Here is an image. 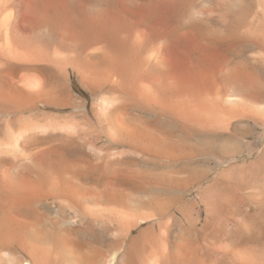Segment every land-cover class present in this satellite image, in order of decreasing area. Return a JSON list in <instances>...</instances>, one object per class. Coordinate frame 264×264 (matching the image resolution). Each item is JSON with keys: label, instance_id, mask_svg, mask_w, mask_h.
<instances>
[{"label": "bare ground", "instance_id": "1", "mask_svg": "<svg viewBox=\"0 0 264 264\" xmlns=\"http://www.w3.org/2000/svg\"><path fill=\"white\" fill-rule=\"evenodd\" d=\"M193 3L0 0V264H115L106 237L155 218L118 264H264V153L250 178L210 186L203 223L185 194L150 190L207 178L216 165L192 160L228 161L229 129L264 115V0ZM70 70L93 94L90 113L47 111L84 108ZM91 117L131 154L95 146ZM176 150L180 169L145 168Z\"/></svg>", "mask_w": 264, "mask_h": 264}, {"label": "rangeland", "instance_id": "2", "mask_svg": "<svg viewBox=\"0 0 264 264\" xmlns=\"http://www.w3.org/2000/svg\"><path fill=\"white\" fill-rule=\"evenodd\" d=\"M159 2H176V0H159ZM193 2H194L193 5L196 6L197 9H202V10L208 9V8H215L216 9L218 0H193ZM213 17L216 18L217 15L214 14ZM191 47L195 48V46H192V45H191ZM202 56H203V53H202ZM212 59H214V60H212ZM209 60H210V65L212 66L210 69L211 70L215 69L216 66H218L217 61L219 62V60L215 56L214 57L209 56L208 61ZM178 61H180V60L178 58H176L175 56L171 57L172 65L174 64V67L177 70H181L182 64H181V62H178ZM214 61H216V62L214 63ZM199 74L200 75H196V74L191 72V75L193 77L198 76L197 78H193L191 76L193 78L194 82H196V80L198 81V78L203 76V67L199 70ZM68 85H69L71 93L74 97H77L79 99H83L85 101L84 108L83 109L82 108H76L74 110L70 109V108H64V109H58V110L56 108L55 109L54 108H48L47 111L50 113H56V114H60V115H68V114L74 113L76 111L80 112V110H84L87 113H90V107H91L92 102H93V94L91 93L90 90H88L86 88V86L83 83V80L77 74L76 71L70 70V75L68 77ZM200 92L203 93V90ZM199 95H201V94L199 92L195 91V94L192 93V96H193L192 98L196 99L197 97H199L198 98V100H199V99H201V96H199ZM259 115L258 116L260 118L258 116H251L249 119H246V120H238L237 124H238L239 129L236 132H233L231 129H229V132L232 133V137L229 140V150H230V152H233L234 157H232L231 159H229L226 162H222L220 165H218V167H217V164H219L218 159L217 160L214 158L209 159V164L207 163V165L205 163H203V159L200 157L192 160L195 162L194 166H196L200 171H203V169H206V167H208L210 165H216V171L210 173L207 178L201 179V180H198V179L196 180V179H194V177H190L189 183L186 187L180 186L178 188H175L176 190L174 189L173 191L171 190V191L164 192L163 190L159 191V189H155V188L150 189V190L155 194L163 195V196L168 195V197L170 196L171 198H172V196L174 198H178V197L183 196L185 194L183 196L181 204L184 205V208H185L187 214H190L193 217H198L200 219V222L203 223V219H205V215L203 214V208L205 207V205L203 204V197L208 196L210 194V192L212 191L210 186L219 178L235 177L237 175L238 176L242 175L245 178H250L251 174L254 173L253 170L256 171V169H253L255 167V165H257V163H259V161H262V156L264 153V118L262 116H264V115H261V114H259ZM91 120H92L94 129L96 128L95 132L92 133L93 137L97 138V140H96L97 142H96L95 146H100V145L104 144L106 146H109V148L112 151L122 152L123 153L122 155L131 154L129 152V147L125 142H121L122 141L121 139H118V141L117 140L114 141L112 138L110 139V137L107 134H105L104 132H101L99 130L97 120L95 118H92ZM54 135L55 134H53V133H49V134H46L45 137H51ZM83 149L88 154L89 153L91 155L96 154V151H94L93 149H90L86 146H84ZM178 153L179 152L176 150L174 152V156L172 158H168V159L165 158L164 156L163 157L160 156V158L157 157L156 162H155L156 163L155 166H154V164L149 163L147 165L148 167H145V168H147L149 170L153 169L156 172L163 171L164 168H165V170H168L169 167H171L170 169H173V168L174 169H180L187 162V160L183 159L182 156ZM118 155H120V154H118ZM166 164L168 165V167H166L167 166ZM180 165H181V167H180ZM185 188H186V190H185ZM243 207H244L245 211L249 210L248 204H246ZM166 219L167 218H164L163 221H165ZM157 222H158V219L155 218V219L146 220L144 222L139 223L138 226L131 229L130 233L128 234V237L126 236L124 239L118 237V235H116V234H113V233L109 234L106 237V243L107 244L105 246L106 249L108 250V253H111L112 251L119 250L115 264H118L119 262H122L123 259H125L126 253L130 249V247L132 249L137 248V246L139 247L143 242V238L138 237V234L143 229L150 226L151 224H154V223L157 224ZM171 229L173 230V232H175L177 230L176 225L174 223L171 224ZM190 238H191L190 236L183 234V247H184V245L189 244ZM124 240H125V242H124ZM169 240H171L173 242L176 240V238L171 235L170 238L168 239L167 243L171 242ZM118 241H119V243H118ZM124 254H125V256H124Z\"/></svg>", "mask_w": 264, "mask_h": 264}]
</instances>
